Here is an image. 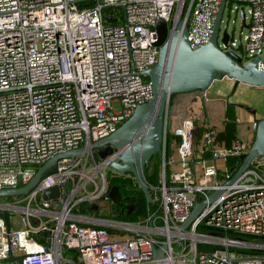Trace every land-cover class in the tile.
Segmentation results:
<instances>
[{"label": "built area", "instance_id": "obj_1", "mask_svg": "<svg viewBox=\"0 0 264 264\" xmlns=\"http://www.w3.org/2000/svg\"><path fill=\"white\" fill-rule=\"evenodd\" d=\"M221 1L0 0V189L26 185L49 158L113 132L153 95L138 72L157 62V21L173 30L183 19L195 48L208 42ZM224 1L223 11L237 3L230 11L247 20L248 32L244 54L230 35L220 47L242 63L259 57L264 71V0ZM213 100L208 90H195L166 103L158 182L151 187L155 207L136 221L98 215L101 201L114 205L110 178L124 175L110 167L118 150L105 158L97 150L62 157L27 194L0 197L6 216L0 215V264H264V254L243 250L264 243L227 236L264 237V154L231 183L240 166L227 164L249 151L264 114L256 111L245 135L237 117L238 133L225 146L216 133L227 102L219 99L223 113L215 120ZM53 186L58 197L44 199ZM163 243L162 258L154 260L152 247Z\"/></svg>", "mask_w": 264, "mask_h": 264}, {"label": "water", "instance_id": "obj_2", "mask_svg": "<svg viewBox=\"0 0 264 264\" xmlns=\"http://www.w3.org/2000/svg\"><path fill=\"white\" fill-rule=\"evenodd\" d=\"M224 6L225 1L222 0L215 15L208 42L195 48L187 39V27L183 19L177 23L173 30H169L165 20L159 19L155 25L157 34L155 45L159 47L157 62L152 67L138 72V74L147 77L152 85L153 95L151 99L137 105L131 115L109 135L92 141L86 147L67 150L54 155L37 169L26 185L0 189V197L27 194L42 176L49 175L56 169L57 161L62 157L79 156L88 150H97L100 158H105L114 150H118L119 155L110 163V167L121 174L133 175L143 193L148 212L152 195L148 189L144 170L147 162L155 154L161 152L166 103L173 95L187 94L195 90L206 91L215 80L221 76H227L233 80L232 88L225 96L227 105L239 107L256 119L254 107L246 103L231 101V98L240 84L264 87V71L257 68L259 57L256 56L249 62L242 63L238 55L231 51H223L218 44L219 26ZM104 16L108 21H113L106 12ZM228 38V33L224 31L221 42L226 44ZM262 154H264V117L257 121V128L249 151L240 156L241 165L233 179L228 183H231L248 168L256 156ZM220 192L221 190L210 194L209 201L213 200ZM58 195V186H53L44 191L43 198H54ZM108 196L114 205L120 204L121 193L118 186H111ZM141 199L142 196H139L134 203L127 206L128 214L140 209ZM204 204L205 201L195 203L186 220L180 224L181 229H186L190 225ZM0 215L6 219L5 214ZM167 246V243H163L158 248L153 246V259H161ZM8 259L20 261L22 257L10 255Z\"/></svg>", "mask_w": 264, "mask_h": 264}, {"label": "trees", "instance_id": "obj_3", "mask_svg": "<svg viewBox=\"0 0 264 264\" xmlns=\"http://www.w3.org/2000/svg\"><path fill=\"white\" fill-rule=\"evenodd\" d=\"M237 133H238V122H237L235 106L227 105L224 112V123L222 128L217 131L216 139L219 142L223 143L225 146H229L233 141V139L236 137ZM169 138H172V135H169ZM241 162H242L241 159L237 157L234 158L230 157L227 160L228 165L240 166ZM159 167H160V155L155 154L150 159V161L147 162L144 170V175L148 184V189L152 196L154 192L152 191L151 187L156 185L158 182ZM110 182L112 185L118 186L119 191L121 193L120 204L112 206V214H111L112 219L132 222L138 220L140 217L144 216L146 213L154 209L155 204L152 202L150 203L149 211L147 212L146 202L143 197V193L141 192V189L137 185L133 175L131 174L117 175L111 177ZM139 196H142L140 202V209L137 212H131L128 214L127 206H129V204L131 203H134ZM80 209L82 212H86L84 205H81ZM108 231L113 234L115 233V231H111L110 229H108ZM227 236L240 237L243 240L254 241L256 243H264V237H260V236H253L246 234L238 236L230 231L227 232ZM208 249H212V246L209 247L205 244L198 245V250H208ZM243 250L245 252H251L254 254H264V249H243Z\"/></svg>", "mask_w": 264, "mask_h": 264}, {"label": "rangeland", "instance_id": "obj_4", "mask_svg": "<svg viewBox=\"0 0 264 264\" xmlns=\"http://www.w3.org/2000/svg\"><path fill=\"white\" fill-rule=\"evenodd\" d=\"M237 3L233 2L231 6H227V8L223 11L221 23L219 26V35H218V44H222L221 37L224 31L228 33V35L233 36L236 40L237 45H241L239 49H235L238 54H244V36L247 34L248 29L246 28L247 20L243 23L241 17L236 15L235 12H231L230 8H233ZM243 8L245 9V13L248 15V6L243 4ZM233 85V80L229 79L227 76H221L219 79L215 80L212 85L209 87L211 94L210 96L220 98L226 96ZM208 89V90H209ZM215 92V93H213ZM234 99H238L241 103H246L256 109L259 114H264V87H253L244 84H240L233 95ZM117 104L115 103V107L117 108ZM239 120L241 121L240 132L242 135L246 134L247 131V120H244L241 115H239V111H237ZM151 171V170H150ZM149 171V172H150ZM135 194V193H133ZM12 200V199H6ZM99 216L102 218H109L112 214V205L108 202L101 201L99 203ZM111 213V214H110ZM121 221V220H120ZM124 222V221H121ZM130 222V221H129ZM111 231H119L122 232V229L109 226L107 227Z\"/></svg>", "mask_w": 264, "mask_h": 264}, {"label": "crops", "instance_id": "obj_5", "mask_svg": "<svg viewBox=\"0 0 264 264\" xmlns=\"http://www.w3.org/2000/svg\"><path fill=\"white\" fill-rule=\"evenodd\" d=\"M208 94L212 95L210 89L208 90ZM213 98H215V100H213V101L210 102V110L214 112V114H215L214 118H215V120H217L218 117L220 115H222L223 108L220 107V103H219V99L221 97L220 98L213 97ZM231 101L240 102V101H238L237 98L234 99L233 97L231 98ZM235 111H236L237 117H238L237 111H239V115H241L244 120L250 121L252 119V115L251 114H249L247 111H245V110H243V109H241L239 107H235ZM216 124L218 125V127H221L222 126V123H220V122H216ZM239 128H241V126ZM239 132H240V129H239ZM111 213H112V210H111Z\"/></svg>", "mask_w": 264, "mask_h": 264}, {"label": "bare ground", "instance_id": "obj_6", "mask_svg": "<svg viewBox=\"0 0 264 264\" xmlns=\"http://www.w3.org/2000/svg\"><path fill=\"white\" fill-rule=\"evenodd\" d=\"M95 240H92V242H94Z\"/></svg>", "mask_w": 264, "mask_h": 264}, {"label": "flooded vegetation", "instance_id": "obj_7", "mask_svg": "<svg viewBox=\"0 0 264 264\" xmlns=\"http://www.w3.org/2000/svg\"><path fill=\"white\" fill-rule=\"evenodd\" d=\"M132 204V203H131ZM130 205V204H129Z\"/></svg>", "mask_w": 264, "mask_h": 264}]
</instances>
